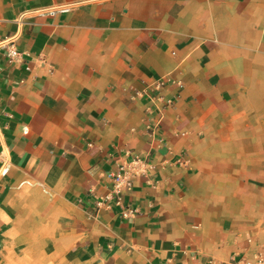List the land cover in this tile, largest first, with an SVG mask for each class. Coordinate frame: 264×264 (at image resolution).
Wrapping results in <instances>:
<instances>
[{
  "label": "crops",
  "instance_id": "1",
  "mask_svg": "<svg viewBox=\"0 0 264 264\" xmlns=\"http://www.w3.org/2000/svg\"><path fill=\"white\" fill-rule=\"evenodd\" d=\"M128 152L153 169L118 204ZM3 163L0 264H254L264 0H0Z\"/></svg>",
  "mask_w": 264,
  "mask_h": 264
},
{
  "label": "built area",
  "instance_id": "2",
  "mask_svg": "<svg viewBox=\"0 0 264 264\" xmlns=\"http://www.w3.org/2000/svg\"><path fill=\"white\" fill-rule=\"evenodd\" d=\"M58 12H68L70 10V7L64 6L58 9ZM53 10V11H54ZM15 39L8 41L5 43V47L7 48V57L9 62H13L16 58L19 57L20 53L15 45ZM174 82V79L171 77H162L159 78L157 81L149 85L145 91L146 93H149V89L153 88L155 90H161L164 87H166L169 83ZM182 85V84H181ZM138 93H140L138 91ZM160 100V97H155L154 95H151L150 101L155 103V106H157L158 111L162 112L164 107L166 105H169L172 103V100H168L165 104L162 106H158V101ZM159 122L156 123L158 125ZM128 159L124 161L123 163L118 165L117 171L111 174V178L114 182L113 188H112V195L117 197L118 204H121L122 197L125 192L132 190L135 184V179L137 177H148V174L150 171H152L153 166L151 164V161L147 159V157H143L138 154H134L132 152L127 153ZM177 164L179 166H185L187 164V161L185 160V157L180 156L177 160ZM10 170V165L3 163L1 169H0V176H5L8 174ZM148 180V179H147ZM149 181V180H148ZM136 213V210H132L129 208L124 209L123 217L128 218L129 216H132ZM244 264H252V262L248 260H244ZM208 264H214V262L211 260ZM254 264H264V256L261 253L255 254V263Z\"/></svg>",
  "mask_w": 264,
  "mask_h": 264
}]
</instances>
